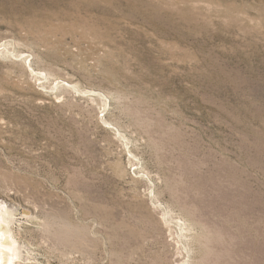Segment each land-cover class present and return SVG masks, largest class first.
<instances>
[{
	"label": "rangeland",
	"instance_id": "1",
	"mask_svg": "<svg viewBox=\"0 0 264 264\" xmlns=\"http://www.w3.org/2000/svg\"><path fill=\"white\" fill-rule=\"evenodd\" d=\"M0 201L7 264H264V0H0Z\"/></svg>",
	"mask_w": 264,
	"mask_h": 264
},
{
	"label": "bare ground",
	"instance_id": "2",
	"mask_svg": "<svg viewBox=\"0 0 264 264\" xmlns=\"http://www.w3.org/2000/svg\"><path fill=\"white\" fill-rule=\"evenodd\" d=\"M1 202L2 201H0V264H7L8 261H13V257L18 258L21 252L18 250L19 248L9 231V224L12 219L9 217L10 211L7 209V206L1 204ZM10 252H13V256L7 257Z\"/></svg>",
	"mask_w": 264,
	"mask_h": 264
}]
</instances>
